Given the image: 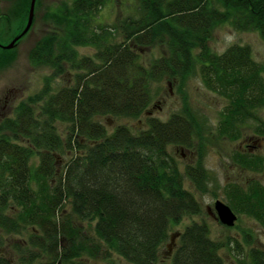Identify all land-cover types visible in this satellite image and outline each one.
Returning <instances> with one entry per match:
<instances>
[{
  "label": "trees",
  "instance_id": "trees-1",
  "mask_svg": "<svg viewBox=\"0 0 264 264\" xmlns=\"http://www.w3.org/2000/svg\"><path fill=\"white\" fill-rule=\"evenodd\" d=\"M1 1L20 2L19 20H25L30 0ZM124 1L129 12L110 25L96 19L112 0H71L44 15L50 29L28 60L51 74L0 124V264H11L4 251L14 237L22 241L12 246L20 264H117L114 257L127 264H224L223 244L210 238L205 224L186 226L170 255L166 248L170 229L201 213L185 179L204 192L207 178L200 161L182 170L169 149L202 155L207 121L187 102L166 121L145 113L154 86L167 79L181 90L197 76L225 102L216 138L234 142L250 130L264 139V118L257 114L264 109V64L247 45L220 54L209 47L223 25L264 41V0ZM154 46L166 53L145 62L144 50ZM79 47L93 54L80 55ZM12 52L0 51V65ZM63 74L71 82L54 91ZM142 117L140 130L120 124L109 133L102 120ZM68 153L58 172L57 156ZM231 160L244 170H264V155L249 150ZM224 195L235 212L264 229L262 184H231ZM250 264L264 258L253 253Z\"/></svg>",
  "mask_w": 264,
  "mask_h": 264
},
{
  "label": "rangeland",
  "instance_id": "rangeland-1",
  "mask_svg": "<svg viewBox=\"0 0 264 264\" xmlns=\"http://www.w3.org/2000/svg\"><path fill=\"white\" fill-rule=\"evenodd\" d=\"M70 1L36 0L34 20L30 30L12 50L10 61L6 65H0V124L4 119L13 118L18 104L29 96L39 92L43 87L44 78L51 74L49 68H36L32 66L28 60V53L34 44L47 34L50 29V24L44 20L45 13L55 10L61 3H69ZM126 5L127 2L124 0H112L101 10L96 23L110 25L117 18L125 17L129 12ZM20 8L21 3L18 1L0 0V32L2 43H8L20 28L24 29L28 14L21 23L18 13ZM233 44L249 46L254 61L264 64V41L255 32H238L227 25H223L213 31L209 41V47L217 54L222 53ZM76 49L80 55L90 56L93 54V50L87 47ZM164 53H166L164 47L154 46L145 49L142 56L145 62H149L161 57ZM71 79V75L63 74L52 84L54 91H57L65 83L68 85ZM154 88V98L145 115L166 121L172 114L180 111L183 102H187L202 119L207 121L210 129L204 135L205 149L202 151V155L199 154L197 149L179 147H171L169 149L170 153L179 162L182 170L187 165H196L200 161L207 176V185L204 192H199L190 182L184 181V188L198 200L203 214L201 216L184 218L180 224L174 225L170 229V236L175 237V243L178 238L177 234L181 233L186 226L193 222H204L209 228L210 237L224 245L219 252L224 264H241L244 262L247 264L246 254L249 248L264 250V229L253 219L245 215L240 216L237 229H225L217 224L212 217L208 216L205 211L206 207H213L216 200L226 203L224 188L228 185L237 184L245 186L249 181L255 180L264 186V170L262 172L244 170L236 166L231 160L234 152L242 153V149L247 148L248 145L250 147L253 146L251 149L248 148L251 154L264 155V139L253 137L250 130H244L242 136L234 142L216 138L214 128L218 121L219 112L223 109L225 102L215 94L207 91L197 76L190 78L181 90L178 88L176 81L167 79L154 86ZM257 114L259 117L264 118V109L259 110ZM102 120L108 133L116 125L122 124L140 130L145 123V117L136 120ZM57 157L58 172H60L61 167L68 161L70 156L68 153L60 154ZM36 163L37 159L34 158L32 164ZM84 231L93 234L88 224H84ZM244 233L247 236L248 244H253L252 247L246 245L244 242ZM234 239H236L234 244H230V241L233 242ZM22 240H24L23 237ZM19 241V237H14L8 238L6 243L4 255L10 260L11 264H20L18 261L19 257L14 247H12L15 242ZM236 248L240 253L236 252ZM162 252H165V248ZM237 255H240V258L237 259ZM114 259L117 264H127L118 258L114 257Z\"/></svg>",
  "mask_w": 264,
  "mask_h": 264
},
{
  "label": "flooded vegetation",
  "instance_id": "flooded-vegetation-1",
  "mask_svg": "<svg viewBox=\"0 0 264 264\" xmlns=\"http://www.w3.org/2000/svg\"><path fill=\"white\" fill-rule=\"evenodd\" d=\"M26 20H27V18H26ZM22 32V29H20V30H18L16 33L17 34H15L12 38H11V40L8 42V43H2L1 42V40H2V36H1V32H0V45H2V46H6L7 44H9L17 35H19L20 33ZM22 39V38H21ZM21 39H19L16 43H15V45H14V47H13V49L17 46V44H18V42L21 40ZM13 49H11V50H13ZM0 51H6V50H4V49H2L1 47H0ZM9 51V50H8ZM145 116H147V117H149L148 115H145ZM254 143H256V142H254ZM256 146H258V145H256ZM256 146H254V148H256ZM248 148L249 149H251V148H253V146H247V148H245V149H242L243 151L242 152H244V151H247L248 150ZM251 154V153H250ZM194 164V163H193ZM236 165V164H235ZM187 166H192V165H187ZM193 166H196L195 164L193 165ZM237 166V165H236ZM239 167V166H238ZM240 168V167H239ZM205 179H207V178H205ZM185 180H187L188 182H190L193 186H195V188L199 191V192H202V191H200L198 188H197V186H196V184H194V183H192L191 181H189L188 179H185ZM253 181H255V180H253ZM250 182V181H249ZM204 183H205V186L207 185V181L205 180L204 181ZM197 200V199H196ZM198 201V200H197ZM217 201H220V200H216L215 202H214V204H213V207H206V211H205V213L208 215V216H210V217H212L216 222H217V224H219V225H221L223 228H225V229H232V230H235V229H237V223H238V221H239V219H240V216L241 215H244V214H238L237 212H235L228 204H227V198H226V203H224V202H222V201H220V202H222V203H224L225 205H227L229 208H230V210L232 211V213L235 215V217H236V220L234 221V224H233V226H231V227H227V226H225V225H223L221 222H220V220L218 219V216H217V213H216V211L214 210V205H215V203L217 202ZM200 204V203H199ZM200 207H201V205H200ZM203 214V211H202V208H201V213L199 214V215H197V216H201ZM245 216H247V215H245ZM192 217H194V216H192ZM248 217V216H247ZM249 218H251V217H249ZM251 219H253V218H251ZM254 220V219H253ZM255 221V220H254ZM256 222V221H255ZM194 223H198V224H205L206 226H207V224L206 223H204V222H194ZM257 223V222H256ZM258 224V223H257ZM259 225V224H258ZM207 228H208V226H207ZM208 230H209V228H208ZM179 236V233L177 234V237ZM209 236H210V233H209ZM244 242L246 243V245H248V246H250V247H252L253 246V244H248L249 242L248 241H245V240H247V236H246V234L244 233ZM211 238V237H210ZM212 239V238H211ZM212 240H214V239H212ZM216 241V240H215ZM234 241H236V239H234L233 240V242H231L230 241V244L232 243V244H234ZM223 244V243H222ZM224 246V245H223ZM223 248V247H222ZM221 248V249H222ZM220 249V250H221ZM220 250L218 251V252H220ZM233 251H234V249H233ZM236 252L237 253H240V251L236 248ZM253 253H257L261 258L263 257L264 258V250H261V249H258V248H249L248 249V251H247V254H246V257H247V261H248V263L247 264H250L251 263V256H252V254ZM170 254H171V252H170ZM170 254H168V255H170ZM220 255V254H219ZM221 257V256H220ZM245 257V256H244ZM238 258H240V255H237V259Z\"/></svg>",
  "mask_w": 264,
  "mask_h": 264
},
{
  "label": "water",
  "instance_id": "water-1",
  "mask_svg": "<svg viewBox=\"0 0 264 264\" xmlns=\"http://www.w3.org/2000/svg\"><path fill=\"white\" fill-rule=\"evenodd\" d=\"M35 3H36V0H30L27 21H26V25H25L24 29L22 30V32L19 35H17L6 46L0 45V47L2 49L6 50V51L13 49L15 43L28 33V31L30 30V28L32 26L33 20H34ZM214 210L216 211L218 219L220 220V222L223 225H225L227 227L233 226L234 221L236 220V217L227 205H225L224 203H222L220 201H217L214 205ZM174 239H175L174 236L171 237L170 243L166 247L168 250V254H170V252L172 251V248L174 246Z\"/></svg>",
  "mask_w": 264,
  "mask_h": 264
}]
</instances>
